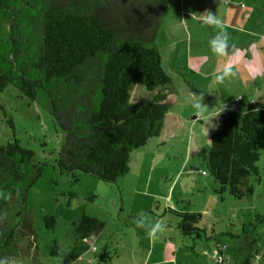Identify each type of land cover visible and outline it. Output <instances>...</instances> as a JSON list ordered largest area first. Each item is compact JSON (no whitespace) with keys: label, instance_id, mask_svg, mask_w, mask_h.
Wrapping results in <instances>:
<instances>
[{"label":"trees","instance_id":"obj_1","mask_svg":"<svg viewBox=\"0 0 264 264\" xmlns=\"http://www.w3.org/2000/svg\"><path fill=\"white\" fill-rule=\"evenodd\" d=\"M166 6L167 0H0V91L14 88L53 118L64 133L55 164L73 183L81 175L115 182L125 175L129 154L160 137L170 78L154 39ZM134 85L150 92V99L130 102ZM208 141L201 161L216 193L249 195L252 188L245 182L257 176L255 163L264 149V111L229 108ZM41 168L15 139L0 145V260L8 264L33 246L24 203ZM171 212L179 218L181 235L201 238L200 213ZM53 218H43L46 228L53 227ZM262 218L257 215L256 221ZM103 226L88 215L72 224L68 264L88 252L81 239L97 236ZM248 236V254L240 264L259 256L264 264V247L259 255L257 239L247 234L244 239ZM112 256L110 250H96L94 264Z\"/></svg>","mask_w":264,"mask_h":264},{"label":"rangeland","instance_id":"obj_2","mask_svg":"<svg viewBox=\"0 0 264 264\" xmlns=\"http://www.w3.org/2000/svg\"><path fill=\"white\" fill-rule=\"evenodd\" d=\"M210 1L167 0L154 43L161 68L170 78L169 111L160 137L133 150L125 175L113 183L89 175H81L73 183L61 174L55 160L64 133L53 118L14 88L6 86L0 91V145L15 139L42 165L24 203L34 230L33 246L9 264H68L71 226L82 215L104 223L96 242L106 239L110 251L120 259L131 250L138 254L141 248H152L158 253L164 248L171 255L176 253L180 264H214L210 256L217 245L229 255L228 264H240L248 254L245 243L251 238L245 240L246 234L257 239V253H262L264 218L256 221V216L264 215V149L255 163L257 176H249L245 182L252 191L239 199L216 193L218 186L206 173L201 157L208 152L209 133L219 120L218 114L233 106L240 112L248 107L242 104L247 92H240L238 80L253 78L252 71L230 58L244 55L248 43L256 40V50L264 55L259 49L264 45V31L258 28L256 40L246 35L252 33L247 29L253 21L249 17L245 18L247 24L242 22L245 1ZM209 11L220 22L218 25L204 22ZM259 18L262 22L263 17ZM222 34L227 37L225 51L217 53L212 40ZM225 69H231L234 75L219 82L217 77ZM150 97V92L134 85L130 102H144ZM170 210L200 213L197 226L204 229L201 238L181 235L176 228L179 218ZM45 216L54 217L52 228L45 227ZM158 223L160 229L155 228ZM23 245L26 247V240ZM81 257L95 262L92 252ZM260 257L251 263H260Z\"/></svg>","mask_w":264,"mask_h":264},{"label":"crops","instance_id":"obj_3","mask_svg":"<svg viewBox=\"0 0 264 264\" xmlns=\"http://www.w3.org/2000/svg\"><path fill=\"white\" fill-rule=\"evenodd\" d=\"M233 1L237 2L241 0H233ZM243 1L246 2V5L245 7H241L243 8V10L241 11L242 14L240 15L242 18V22L243 24L246 23L245 18H249V17H252V20L250 22L253 21L252 25H250L249 28L247 29L252 33L250 35L246 33V35L250 36L249 38L253 37L254 40H256L257 38L256 35L258 34L257 33L258 28L259 27L261 28V32L264 31V0H243ZM210 2L213 3V0H211ZM210 8L211 7L209 6L208 9ZM187 15L190 16L192 14L187 13ZM254 15H256L255 19H253ZM260 16L263 17L262 22H260L259 20ZM255 43H257V40L248 43L249 47L244 51L245 53L244 55L241 54L232 55L230 58L233 62L236 63V65H240L242 63L246 64L247 68H249V70L252 71L253 74L252 75L253 78H247L245 80L239 78L238 80L242 86V90L240 92L242 94H244V92H247V95H243L244 97L241 100L244 106H246V104L248 105V107L244 109V111L245 110L264 111V55L258 53V51L256 50L257 47ZM259 49H262V52L264 53V45ZM229 55H231V53ZM243 82L246 83L244 84ZM247 96H250L248 100L246 99L248 98ZM239 102H237L238 105L240 104ZM218 117L219 120L217 121V124L220 121V113L218 114ZM107 242L108 241L104 238H102L99 242H96V236H94L92 246L95 248V250H99L103 248L108 251L110 250V248H109V243ZM158 250L160 251L157 253L152 248L151 249L149 248L147 251H144L143 248H141V251L138 252V254L136 250H131L130 253H128L127 256L122 257V259H120V256L118 254H115L116 252L114 251L115 252L114 256H112V258L105 264H180L176 256L177 255L176 253H172L173 255H171V253L164 250V248H159ZM222 253L224 255H227L225 250L224 251L222 250ZM81 256L78 257L77 260L75 261L76 264H92V263H87V260H89L88 258L84 259V257ZM227 257H228V261L224 264H228L230 262L229 255ZM68 263H69V259H68ZM14 264H19V263L14 262ZM258 264H263L261 258H260V263Z\"/></svg>","mask_w":264,"mask_h":264},{"label":"clouds","instance_id":"obj_4","mask_svg":"<svg viewBox=\"0 0 264 264\" xmlns=\"http://www.w3.org/2000/svg\"><path fill=\"white\" fill-rule=\"evenodd\" d=\"M207 24H219L220 22L216 19V17L209 12L205 21ZM227 37L226 35L222 34L220 37H216L212 40V45H213V50L216 51L217 53H222L225 51V45H226ZM230 75H234V73L231 72V69H225L224 73L221 76L217 77V80L219 82H223V79L225 77H228ZM162 227L161 224H156L155 228L160 229ZM0 264H8L6 259L0 260Z\"/></svg>","mask_w":264,"mask_h":264},{"label":"built area","instance_id":"obj_5","mask_svg":"<svg viewBox=\"0 0 264 264\" xmlns=\"http://www.w3.org/2000/svg\"><path fill=\"white\" fill-rule=\"evenodd\" d=\"M232 108H230V109H232ZM93 240H94V236H88V237L86 236V237H83L81 239V241L87 245V248H88L87 253H89V251H91L93 254L96 252L95 248L92 246ZM222 250L224 251V248H219V247H217V248L215 247L212 250V254L210 257L213 260L214 264H224L228 261V257H227L228 255H224L222 253ZM87 263H92V262H91V260H87Z\"/></svg>","mask_w":264,"mask_h":264}]
</instances>
